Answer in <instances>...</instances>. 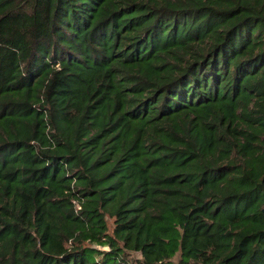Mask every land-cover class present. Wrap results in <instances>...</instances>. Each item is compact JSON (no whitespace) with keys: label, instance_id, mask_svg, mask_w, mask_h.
I'll list each match as a JSON object with an SVG mask.
<instances>
[{"label":"trees","instance_id":"obj_1","mask_svg":"<svg viewBox=\"0 0 264 264\" xmlns=\"http://www.w3.org/2000/svg\"><path fill=\"white\" fill-rule=\"evenodd\" d=\"M175 254L264 264V0H0V264Z\"/></svg>","mask_w":264,"mask_h":264},{"label":"rangeland","instance_id":"obj_2","mask_svg":"<svg viewBox=\"0 0 264 264\" xmlns=\"http://www.w3.org/2000/svg\"><path fill=\"white\" fill-rule=\"evenodd\" d=\"M134 255H136V254L134 253ZM177 258H178V254H175V255L171 258L173 264H176V260H177Z\"/></svg>","mask_w":264,"mask_h":264}]
</instances>
